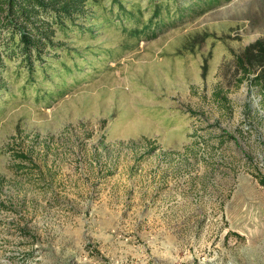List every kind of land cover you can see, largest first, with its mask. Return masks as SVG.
I'll use <instances>...</instances> for the list:
<instances>
[{
	"label": "rangeland",
	"instance_id": "374dc122",
	"mask_svg": "<svg viewBox=\"0 0 264 264\" xmlns=\"http://www.w3.org/2000/svg\"><path fill=\"white\" fill-rule=\"evenodd\" d=\"M84 4L0 71V264H264V0Z\"/></svg>",
	"mask_w": 264,
	"mask_h": 264
},
{
	"label": "trees",
	"instance_id": "16d2710c",
	"mask_svg": "<svg viewBox=\"0 0 264 264\" xmlns=\"http://www.w3.org/2000/svg\"><path fill=\"white\" fill-rule=\"evenodd\" d=\"M84 3L85 0H0V71L5 60L17 56L23 57L29 68L33 60L44 61L47 49L57 46L53 44L56 30L86 18ZM248 51L246 48L245 52ZM237 64L243 76L251 73L241 57H237ZM247 78L264 89L261 73Z\"/></svg>",
	"mask_w": 264,
	"mask_h": 264
}]
</instances>
